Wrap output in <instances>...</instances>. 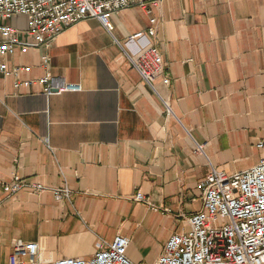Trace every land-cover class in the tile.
Returning a JSON list of instances; mask_svg holds the SVG:
<instances>
[{
	"label": "crops",
	"instance_id": "1",
	"mask_svg": "<svg viewBox=\"0 0 264 264\" xmlns=\"http://www.w3.org/2000/svg\"><path fill=\"white\" fill-rule=\"evenodd\" d=\"M109 20L111 33L90 19L48 50L7 58L10 70L28 71L18 87L0 74V264L16 241L57 260L90 257L116 236L130 240L135 264H154L200 210L210 166L232 174L264 157V0H150ZM4 23L32 41L26 17ZM151 27L166 67L155 90L122 51ZM47 72L82 91L45 97ZM14 177L49 190L7 197ZM63 189L69 197L57 201L52 191Z\"/></svg>",
	"mask_w": 264,
	"mask_h": 264
},
{
	"label": "built area",
	"instance_id": "2",
	"mask_svg": "<svg viewBox=\"0 0 264 264\" xmlns=\"http://www.w3.org/2000/svg\"><path fill=\"white\" fill-rule=\"evenodd\" d=\"M157 1V0H156ZM150 0H0V74L15 77L28 71L27 67L9 69L7 58L16 50L31 48L48 50L68 28L83 21L96 19L108 33L113 30L109 17L129 7L146 9ZM16 16L28 20L29 43L19 42L16 31L6 21ZM156 28L128 37L122 51L131 69L143 83L155 90L156 80L166 67L154 40ZM45 67L49 57H42ZM47 98L67 92H81L80 85L53 77L49 72L40 80ZM167 115L172 111L162 100ZM259 148L263 145L259 144ZM205 145H196L195 152L204 154ZM202 206L187 219L188 229L172 235L164 244L154 264H264V157L252 168L237 173H226L213 166L200 182ZM3 192L12 197L23 189L47 191L41 184L14 177L4 183ZM60 201L69 197V191L53 190ZM137 203L148 204L140 193ZM130 240L116 236L112 243L98 246L90 257H65L46 260L37 243H13L8 264H135L127 255Z\"/></svg>",
	"mask_w": 264,
	"mask_h": 264
}]
</instances>
